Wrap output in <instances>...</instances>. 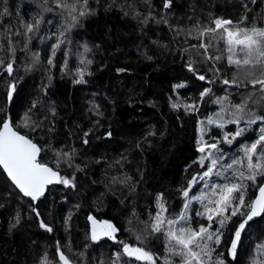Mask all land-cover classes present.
Returning a JSON list of instances; mask_svg holds the SVG:
<instances>
[{"label":"trees","instance_id":"16d2710c","mask_svg":"<svg viewBox=\"0 0 264 264\" xmlns=\"http://www.w3.org/2000/svg\"><path fill=\"white\" fill-rule=\"evenodd\" d=\"M41 2L0 0V11H3L5 3L9 11V15L0 16V44L3 45L0 57L7 62L9 39L16 49L12 75L9 76L0 68V116L7 115L16 122L32 102L39 99L42 103L38 105L39 111L34 110L33 115V119L38 120L46 114L48 102H54L58 113L57 138L65 145L77 148L79 155L75 157L74 163L87 167L76 173L78 192L70 196L69 201H60L57 194L54 197L55 204L52 203L53 196L36 202L42 218L53 226L52 233L38 227L30 213L28 198L23 197L6 180L0 169V264H39L45 253L49 260L55 262L58 260L55 253L57 241L73 264H81V261L83 264H101V261L108 264L115 250V242L102 238V241L92 243L86 237L90 227L87 214L91 212L98 219L112 220L120 229L117 233L119 240L136 243L133 234L127 229L143 227L136 217L140 221L148 219L149 212L155 210L157 192L164 194L171 212H178L182 197L176 189L182 184L186 186V176L190 177L197 170L193 166L189 172L184 171L197 155L194 145L197 117L196 114H185L183 107L172 109L171 103L198 99L199 91L202 90L199 85L210 86L214 95L206 96L200 104L199 118L203 119L218 110L219 105L214 104L213 100L216 96L224 95L220 89L227 86L219 82L209 85L207 80L196 81L193 85L194 77L187 72L184 64L190 56L193 60H200L196 51L189 47L200 41L195 34L188 36L181 32L177 35L175 28L170 30L168 25L162 23L149 20L141 24L140 20L148 11L143 0H99L98 4L97 0H89L91 8L96 11L66 33L67 40L57 49L53 65L49 66L47 59L51 55V44L56 39L53 33L60 30L59 10L43 12L40 30L29 41L28 50H21L24 46L23 35H15L19 27L17 21L29 20L40 13L42 10L38 5ZM152 4L159 18V15L164 14L160 11L162 0H152ZM262 5L264 0H257L256 4L248 0L249 19L255 16L258 25H264ZM48 6L54 7L51 0ZM134 10L141 13L139 18H133ZM242 12L241 0H174L173 13L168 18L170 24L188 29L197 18L207 24L211 17L216 16L236 20ZM9 27L12 32L10 36L5 31ZM20 31L22 33L23 29ZM85 44L91 52L84 53ZM33 52L39 53L40 62L26 70L25 64L31 61ZM209 52L212 55L219 54L214 47ZM145 53L153 59L147 60ZM81 54L94 61L90 66L93 74L85 76L86 83L73 84V70L79 66ZM65 64L67 66L62 72L61 66ZM210 64L197 63L196 67L211 78L212 73L208 71ZM101 65L104 66L101 68ZM218 66L230 79L235 69L227 65L226 53ZM117 68L127 71L117 73ZM49 75L53 77L52 82L42 91V85L48 82ZM181 79L188 80L186 87L173 92L171 85L181 82ZM12 81H16V91L14 99L9 102L6 100V88ZM252 90L249 85L247 91ZM245 91L243 87L229 88L234 102H239ZM92 103L99 105L102 116L90 110ZM97 120L99 124H94ZM88 128H94V133L90 134V143L85 146L76 139V135ZM258 128L259 122L253 125V129L258 131ZM109 130L112 136L105 137L103 133ZM226 130L234 131L235 125H227ZM152 132H155L154 136L150 135ZM255 134L250 129L245 135L251 139L255 138ZM137 142L140 147H137ZM240 142H244L243 139ZM238 147L236 144L231 150L235 151ZM224 150L229 151V146L225 145ZM51 156L49 152L47 158ZM121 157L125 159L121 160ZM72 171L61 166V175L70 176ZM124 174L131 176L133 181H139L133 193H129L128 188L118 182ZM113 177H116L117 182H112ZM54 188L58 193L63 186L55 185ZM76 203L81 204L78 210L73 208ZM133 209L136 217L131 216ZM70 210L72 218L66 230L63 220ZM17 211L21 214V223L9 232V222ZM130 218L131 224L128 223ZM254 236L260 239L264 231L256 232ZM253 243L252 239L244 240L233 264H249ZM85 244L89 245L87 249L84 248ZM148 247L162 259V237L150 239ZM221 250H224L223 246ZM80 252L85 255L81 257Z\"/></svg>","mask_w":264,"mask_h":264},{"label":"snow or ice","instance_id":"6c2138e0","mask_svg":"<svg viewBox=\"0 0 264 264\" xmlns=\"http://www.w3.org/2000/svg\"><path fill=\"white\" fill-rule=\"evenodd\" d=\"M48 3L49 0H42L38 5L42 11L31 19H19L17 21L19 27L15 35H23L24 46L21 50H28L29 41L40 30L43 12L59 10L60 30L58 33H53L56 39L55 43L51 44V55L47 59V64L52 66L57 49H60L67 40L66 33L77 26L83 18L94 14L96 10L91 8L89 0H51L54 7H49ZM143 3L147 5L148 11L140 20L141 24H146L149 20L157 24L162 23L168 25L170 30L175 28L177 35L181 32H185L188 36L195 34L200 41L198 44L189 45L196 51L200 60H193L190 56L188 62L184 64L187 72L194 77L193 85L195 86L196 81L207 80L209 85L219 82L227 87L220 89L225 93L224 95L216 96L213 100L214 104L219 105L218 110L203 119L199 118L200 104L206 96L214 95L212 87L199 85L202 90L199 91L198 99L189 98L190 102L171 103L172 109L178 110L183 107L185 114H196L197 117L194 142L197 155L190 165H186L184 171L189 172L193 166L197 170L193 171L190 177L186 176V186L182 184L176 189L182 197L179 211L171 212L164 194L157 192L155 210L149 212L147 220L140 221L134 209L131 213V216L136 217L137 222L143 225L142 228L127 229L133 234L136 243L119 240L117 233L120 229L113 221L98 219L91 212L87 214L90 227L86 237L94 244L102 241V238L115 242V250L111 253L108 264H233L239 256L240 246L245 239L254 240L249 254V264H264V236L260 239H255L254 236L256 232L264 231V25H258L255 16L249 19L248 0H241L243 12L236 20L220 16L211 17L209 14L211 18L207 24L197 18L188 29L174 26L169 22L168 17L173 13L174 0H162L160 11L164 14L159 15V18L153 11L152 0H143ZM251 3L256 4L257 0H251ZM7 15L9 11L5 3L0 16ZM140 16V12L133 11V18ZM20 29H23L22 33ZM5 31L9 36L12 34L10 27ZM213 47L219 54L212 55L209 52ZM83 50L84 53L91 52L87 44L83 46ZM0 51H3L2 44ZM15 51L13 42L9 39L7 62L0 57V68L9 76L14 71ZM224 53H226L227 65L235 69L230 79L218 66ZM144 55L147 60L153 59L146 53ZM39 62V53L33 52L31 61L25 64V69L30 70ZM209 62L211 64L208 71L212 73L211 78L202 74L196 67L197 63L208 65ZM93 63L92 59H87L81 54L79 66L73 70L75 75L72 83H86L85 76L93 74L90 67ZM66 66V64L61 66L62 72ZM103 66L101 65V68ZM126 71L125 68L116 69L117 73ZM52 79L53 77L49 75L48 82L42 85V91L50 86ZM187 83L188 80L181 79V82L172 84L171 89L176 92L185 88ZM249 85L252 86V91H247ZM242 87L246 89L245 93L241 95L239 102H234L229 88ZM15 91L16 81L8 83L7 101L11 102L14 99ZM41 103L39 99L34 100L16 122L7 115L0 116V169L5 174L6 180L10 181L23 197L28 198L30 213L33 214L38 227L52 233L53 226L42 218L36 202L41 198L47 200L49 196H53L52 203L55 204L54 197L57 194L60 201H69L70 196L78 192L76 173L82 172L87 165L75 164L74 159L79 155L77 148L65 145L57 138L58 113L54 102H48L45 115L40 116L38 120L33 119L34 110L39 111L38 105ZM90 110L97 116L103 115L97 104L92 103ZM258 122L257 131L253 129V125ZM94 124H99V121H95ZM227 125H235V130H226ZM250 129L256 132L255 138L250 139L245 135ZM93 133L94 128H88L78 133L76 139L86 146L90 143L88 137ZM68 135L71 136L72 133L69 132ZM103 135L111 137L112 132L105 131ZM150 135L154 136L155 132ZM238 138L243 139L244 142L241 143ZM236 144L239 147L232 151ZM225 145L229 146V151L224 150ZM140 146L137 142V147ZM49 152L52 156L47 158ZM123 159L125 158L121 157V160ZM62 165L73 170L70 176L61 175ZM112 182H117L116 177L112 178ZM118 182L126 186L129 193H133L139 183L133 181V178L127 174H124L123 179ZM55 185H62L63 189L57 193ZM80 207V203L73 205L77 210ZM71 218L70 210L63 220L66 230ZM20 223L21 214L17 211L9 222V232ZM128 223H132L131 218ZM161 237L164 249L162 259L148 247L150 239ZM88 247V244L84 245L85 249ZM69 251H71L70 245ZM55 253L58 260L55 262L49 260L45 253L39 264H73V261L61 250L59 241ZM79 255L83 257L85 254L80 252ZM101 264L104 262L101 261Z\"/></svg>","mask_w":264,"mask_h":264},{"label":"water","instance_id":"95a60500","mask_svg":"<svg viewBox=\"0 0 264 264\" xmlns=\"http://www.w3.org/2000/svg\"><path fill=\"white\" fill-rule=\"evenodd\" d=\"M18 190V189H17Z\"/></svg>","mask_w":264,"mask_h":264}]
</instances>
